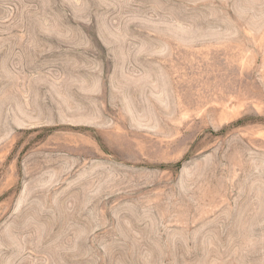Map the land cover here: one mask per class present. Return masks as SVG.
<instances>
[{
    "label": "rangeland",
    "instance_id": "rangeland-1",
    "mask_svg": "<svg viewBox=\"0 0 264 264\" xmlns=\"http://www.w3.org/2000/svg\"><path fill=\"white\" fill-rule=\"evenodd\" d=\"M0 264H264V0H0Z\"/></svg>",
    "mask_w": 264,
    "mask_h": 264
}]
</instances>
